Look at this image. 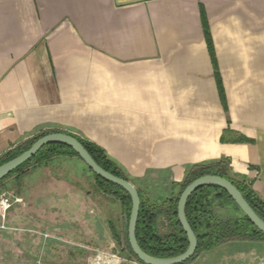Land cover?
<instances>
[{
    "label": "crops",
    "instance_id": "obj_1",
    "mask_svg": "<svg viewBox=\"0 0 264 264\" xmlns=\"http://www.w3.org/2000/svg\"><path fill=\"white\" fill-rule=\"evenodd\" d=\"M54 128L134 179L228 158L264 200V0H0V155ZM186 264H264V240Z\"/></svg>",
    "mask_w": 264,
    "mask_h": 264
},
{
    "label": "trees",
    "instance_id": "obj_2",
    "mask_svg": "<svg viewBox=\"0 0 264 264\" xmlns=\"http://www.w3.org/2000/svg\"><path fill=\"white\" fill-rule=\"evenodd\" d=\"M206 32L208 46L214 58L213 43L208 31ZM219 88L221 96L224 97L220 80ZM51 133H67L76 137L102 168L136 186L141 197V210L136 231L137 239L141 248L151 256L171 258L188 249L189 241L178 217V203L185 188L194 180L205 175H219L230 180L242 192L254 211L264 220V200L253 189L252 181L240 178L233 173L228 158L187 166L182 182L169 181L163 172H156L160 176L158 179L151 177L150 174L154 172H149L143 178L134 179L97 144L65 130L54 128L41 130L12 146L0 155V166L23 154L38 139ZM224 136L222 140L225 141ZM58 157L80 159L72 148L64 144L46 145L31 160L1 180L0 186L11 178L20 181L32 170L45 167ZM85 167L90 172L97 189L115 198L125 215L124 227L117 228L112 222L110 224L113 238L121 248L124 258L144 264L135 255L129 243L128 221L132 210L130 195L122 187L97 176L86 164ZM186 216L198 238V248L195 255L183 264L193 260L199 253L214 249L228 241L264 240V233L249 220L227 191L218 186L206 185L197 189L187 202Z\"/></svg>",
    "mask_w": 264,
    "mask_h": 264
},
{
    "label": "rangeland",
    "instance_id": "obj_3",
    "mask_svg": "<svg viewBox=\"0 0 264 264\" xmlns=\"http://www.w3.org/2000/svg\"><path fill=\"white\" fill-rule=\"evenodd\" d=\"M0 191L24 200L0 220V264H97V256L140 264L124 258L113 238L111 222L121 228L125 217L119 202L97 189L79 158L58 157Z\"/></svg>",
    "mask_w": 264,
    "mask_h": 264
},
{
    "label": "water",
    "instance_id": "obj_4",
    "mask_svg": "<svg viewBox=\"0 0 264 264\" xmlns=\"http://www.w3.org/2000/svg\"><path fill=\"white\" fill-rule=\"evenodd\" d=\"M53 143L64 144L72 148L87 167L97 176L122 187L128 192L132 199V210L128 221L129 243L135 255L144 264H183L195 255L198 248V238L187 219L186 205L190 196L197 189L206 185L218 186L227 191L249 220L264 233V220L254 211L242 192L230 180L219 175H205L194 180L185 188L178 203V217L189 241L188 249L184 253L171 258H158L151 256L141 248L136 234L141 210V197L138 189L130 181L118 177L102 168L84 145L76 137L70 134L51 133L38 139L29 150L0 166V181L31 160L44 146Z\"/></svg>",
    "mask_w": 264,
    "mask_h": 264
},
{
    "label": "built area",
    "instance_id": "obj_5",
    "mask_svg": "<svg viewBox=\"0 0 264 264\" xmlns=\"http://www.w3.org/2000/svg\"><path fill=\"white\" fill-rule=\"evenodd\" d=\"M24 202L23 198L18 196L3 195L0 197V220L5 223L8 211L15 204H22ZM97 264H113V258L107 256H97Z\"/></svg>",
    "mask_w": 264,
    "mask_h": 264
}]
</instances>
